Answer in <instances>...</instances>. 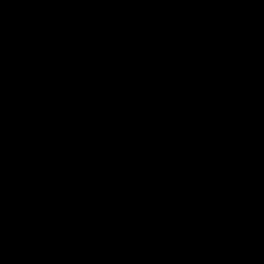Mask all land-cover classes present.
Here are the masks:
<instances>
[{"label": "water", "instance_id": "95a60500", "mask_svg": "<svg viewBox=\"0 0 264 264\" xmlns=\"http://www.w3.org/2000/svg\"><path fill=\"white\" fill-rule=\"evenodd\" d=\"M0 264H264V0H0Z\"/></svg>", "mask_w": 264, "mask_h": 264}]
</instances>
